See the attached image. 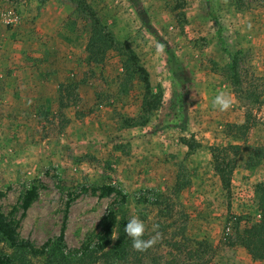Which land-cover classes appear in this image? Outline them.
<instances>
[{"label": "rangeland", "instance_id": "rangeland-1", "mask_svg": "<svg viewBox=\"0 0 264 264\" xmlns=\"http://www.w3.org/2000/svg\"><path fill=\"white\" fill-rule=\"evenodd\" d=\"M95 17L115 43L100 63H89ZM134 62L163 95L143 124L145 86ZM171 69L189 76L184 130L171 126L182 120ZM220 93L234 101L227 111L212 106ZM213 146H232L228 192L213 167ZM263 178L264 0H0V209L7 213L32 186L39 191L21 238L55 242L75 195L67 249L93 245L109 207L118 215L111 239L118 236L123 248L115 251L112 239L67 264H253L264 260L227 234L235 217L241 226L259 218L254 189ZM105 184L122 190L125 202L93 193ZM134 216L145 225L142 239L160 234L143 252L124 231ZM0 253L17 264L48 260L1 238Z\"/></svg>", "mask_w": 264, "mask_h": 264}, {"label": "trees", "instance_id": "trees-1", "mask_svg": "<svg viewBox=\"0 0 264 264\" xmlns=\"http://www.w3.org/2000/svg\"><path fill=\"white\" fill-rule=\"evenodd\" d=\"M79 0H77L78 2ZM135 10L138 12V6H135ZM93 19V18H92ZM218 38L221 42L223 51L229 56L232 61V67L234 68V55L231 54L224 45V39L221 36L220 28L218 30ZM115 38L112 32L107 26L102 25L100 20L96 17L93 19L87 43L85 46L86 59L89 63H100L107 50L114 46ZM166 52L168 53V64L170 66L174 63V55L167 46ZM132 57L134 58L133 54ZM136 66V70L141 75V80L145 86V99L143 101V123H146L149 119V115L153 111L157 110L162 103V91L158 90L153 92L148 78L147 70L140 65ZM173 67V66H172ZM173 70V69H171ZM172 76L176 79V86L178 87V96L181 101V115L182 120L178 124H171L181 129L187 128V111L190 99L188 74L186 72L180 73L177 70H173ZM244 125V124H243ZM232 147V146H230ZM230 147H211V154L213 158V167L220 180L221 187L225 191L230 190L231 176L234 168L235 161L233 158L228 157ZM261 150V149H259ZM263 151V150H261ZM99 191L101 196H110L116 194L119 197L121 203L125 202L126 194L116 188L114 185L105 184L98 188H93L92 191ZM39 191L37 186H32L27 189L21 196L17 205L13 206L7 213L0 209V238L6 241L12 248L19 251H28L31 254L47 255V264H67L71 257L78 254H84L90 247L96 251H102L108 248L112 244V231L115 225L118 223V215L115 208L109 207L105 210L99 220L98 231L95 234V241L93 245H83L81 250L67 249L65 243V229L68 217V211L71 202L75 199V195L69 196L66 202L63 221L60 228L59 235L56 237V241L52 243L51 239H48L40 246H35L30 240L23 239L19 236V227L22 219L26 216L31 204L38 197ZM1 195V194H0ZM254 201L256 203L257 210L259 212V218L252 224L241 226V218L235 217L231 226V232H228L227 236L229 242L232 245H239L243 247L250 257L254 260H264V178L259 182L254 189ZM123 248L122 239H118L115 243V251H120ZM67 249V250H65ZM0 264H17L14 258L10 255L0 253Z\"/></svg>", "mask_w": 264, "mask_h": 264}, {"label": "clouds", "instance_id": "clouds-1", "mask_svg": "<svg viewBox=\"0 0 264 264\" xmlns=\"http://www.w3.org/2000/svg\"><path fill=\"white\" fill-rule=\"evenodd\" d=\"M158 51L163 50V46H158ZM233 99L224 94H218L212 102L214 108H218L220 111H227L233 104ZM125 234L131 238L132 247L140 252L146 251L150 247L154 246L159 239V233L147 240L142 239L145 233V225L138 217H132L125 225ZM113 240L118 239V236H112Z\"/></svg>", "mask_w": 264, "mask_h": 264}, {"label": "crops", "instance_id": "crops-1", "mask_svg": "<svg viewBox=\"0 0 264 264\" xmlns=\"http://www.w3.org/2000/svg\"><path fill=\"white\" fill-rule=\"evenodd\" d=\"M242 259H244V257H243ZM246 260L249 261L248 258H246L245 261H246ZM252 261H253V260H252ZM252 263H253V264H264V261H260V262L253 261ZM240 264H242V263H240Z\"/></svg>", "mask_w": 264, "mask_h": 264}]
</instances>
